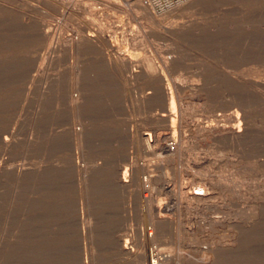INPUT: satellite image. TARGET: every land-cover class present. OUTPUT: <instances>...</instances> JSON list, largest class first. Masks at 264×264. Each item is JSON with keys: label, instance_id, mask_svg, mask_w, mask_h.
<instances>
[{"label": "rangeland", "instance_id": "rangeland-1", "mask_svg": "<svg viewBox=\"0 0 264 264\" xmlns=\"http://www.w3.org/2000/svg\"><path fill=\"white\" fill-rule=\"evenodd\" d=\"M101 31L136 67L74 46ZM162 90L187 141L177 164L138 142L173 130L159 122ZM77 143L88 172L65 184ZM1 160L0 264H137L124 247L140 252L149 233L159 264H264V0H0ZM195 189L205 200L181 204L176 191Z\"/></svg>", "mask_w": 264, "mask_h": 264}, {"label": "bare ground", "instance_id": "bare-ground-1", "mask_svg": "<svg viewBox=\"0 0 264 264\" xmlns=\"http://www.w3.org/2000/svg\"><path fill=\"white\" fill-rule=\"evenodd\" d=\"M97 1H102V2H105V3H108V4H112L114 3V0H97ZM198 3H206V2H209V0H197ZM74 46L80 50L81 48H85V47H91V46H95L97 48H99L102 52H106L105 50H111L108 49L110 46H109V42L106 40V38L104 37L103 35V31H101L99 33V35H94V34H89L88 36H84L83 38H81L79 41L76 40L74 42ZM115 49V48H114ZM108 53V52H107ZM106 53V54H107ZM105 54V55H106ZM132 57V56H130ZM135 58V56H133ZM106 58L108 59L109 61V64L110 65H116V66H120V67H124V68H132L135 66V60L132 59V58H129V56L127 57L126 55L124 54H120V53H113L110 51V53L108 55H106ZM152 63V62H151ZM150 62H146L144 64V68L146 69L147 72H151L153 71V69H155L153 67V64H151ZM136 67V66H135ZM132 70V69H131ZM156 70V69H155ZM134 71V70H133ZM79 72V71H78ZM78 74V73H77ZM135 74V73H134ZM183 92V91H182ZM170 94V95H169ZM176 94V93H175ZM185 95V94H184ZM162 103H163V106H162V114L159 116V122L162 123L163 125H166L168 124L170 121L173 123V126H172V129L171 130L170 128L166 127L164 128V133L163 134H145L144 137H142L141 139L139 138L138 139V142L142 141V143L145 145V147L149 150V151H152V152H158L160 155L164 156V158L166 160H168L169 162H174L176 163L178 160H180L186 153V150H187V141L180 136L177 135V130L175 128V124H176V119H177V114H176V108H175V99H174V96L175 95H171V93L168 92V90H162ZM79 98H75L74 95L71 97V102L73 104H76L79 102L78 100ZM152 99V98H151ZM82 110H80L81 112ZM80 120V119H79ZM172 131L174 132L173 134ZM159 133V132H158ZM53 134V133H52ZM81 131L75 129V132H74V136L75 137L74 139H76L75 141H79L81 139ZM138 135V134H137ZM134 138V137H133ZM133 140V139H132ZM67 141V140H65ZM81 141V140H80ZM83 143V142H82ZM189 143V142H188ZM76 145V157L74 156L72 159H68V161H66L62 166L61 168V174H62V177H63V180L65 181V184H66V181L67 179L70 177V175H68V173L70 172L69 170H73L74 174L78 175V178L80 175H84L87 171V169L81 164L80 162V157H79V153L78 151L80 150L79 148V145L78 143L75 144ZM83 146V145H82ZM82 149V148H81ZM84 150V149H83ZM156 153V154H158ZM153 154V153H151ZM154 155V154H153ZM163 158V159H164ZM82 159V158H81ZM164 159V160H165ZM62 160V159H61ZM0 182L7 176V164L6 162L3 160L0 161ZM166 163V162H165ZM177 164V163H176ZM44 168V166H43ZM49 168V166L47 167ZM56 168H59L60 167H56ZM39 169V168H38ZM42 169V168H40ZM46 169V168H44ZM143 169V168H142ZM147 169V168H145ZM43 170V169H42ZM41 170V171H42ZM139 170V169H138ZM137 170V171H138ZM40 171V170H39ZM38 171V172H39ZM44 171V170H43ZM134 171V170H133ZM132 171V172H133ZM136 171V172H137ZM9 172V171H8ZM45 172V171H44ZM129 172V171H128ZM28 173V171L26 170H19L16 172V177L17 179H23L24 177H26L25 175ZM40 173V172H39ZM145 172L143 171V174ZM42 174V173H41ZM127 174V172H126ZM43 175V174H42ZM49 175V174H48ZM86 175V174H85ZM146 175V174H145ZM39 176V175H38ZM58 177V176H57ZM114 177V176H113ZM142 172H139L137 173L136 177H135V181H134V186H137L139 187L138 190L140 189V192L138 191V196H141V200H143V203H146V204H153L156 200H154V198L150 195V194H147L148 192H151L149 191V189L151 188V184H152V181L151 179L148 177L146 179H143L142 178ZM157 177V176H156ZM37 178V177H35ZM111 178V177H110ZM118 178V177H117ZM131 178V177H130ZM80 179V178H79ZM155 179V178H154ZM59 180V179H58ZM116 180V178H115ZM121 180V179H120ZM63 181V182H64ZM83 181V180H82ZM118 181H119V178H118ZM124 183H129V181H127V179H124ZM40 182V181H38ZM42 182V181H41ZM62 182V181H61ZM43 183V182H42ZM118 184V183H117ZM45 185V184H44ZM47 185V184H46ZM156 185V183H155ZM157 185H160V183L158 182ZM162 185V184H161ZM48 186H51L50 184ZM163 186V185H162ZM132 187V186H131ZM204 187V186H203ZM67 188V187H66ZM155 188V186H154ZM154 190V189H153ZM169 190V189H168ZM177 190V189H176ZM175 192V191H174ZM177 193L180 194V198H181V204L185 203L187 206H189L190 208H193L195 207V205H198L200 204L201 202H203L205 200V191L204 190H197L195 189V191H193L192 193H189V194H186L185 192H183V190H181L180 192L176 191ZM175 192V193H176ZM152 194V193H151ZM155 197V196H154ZM159 204V203H158ZM159 207V206H158ZM70 209V208H69ZM157 209L154 211L156 213ZM160 211V209H159ZM161 213V212H160ZM47 214V213H46ZM45 214V215H46ZM49 214V213H48ZM65 216H64V220H63V229H64V237L66 236L67 239H68V246H70V248L72 247L73 245V240H72V236H73V217L72 215L74 214H71V212L69 210H67V213L65 212ZM41 215V214H40ZM44 215V216H45ZM79 217V216H77ZM155 217V216H154ZM166 217V216H165ZM48 218V217H47ZM46 218V219H47ZM81 219L77 218L76 219V223H75V226H77V228L79 227V235L81 237V240H86V222L85 220L83 219V211L81 209ZM160 219H163L162 217ZM48 220V219H47ZM172 220V219H171ZM49 222V220H48ZM154 222V221H153ZM164 222V219L161 220L160 222H158V226L159 225H162ZM197 222V221H196ZM204 223V222H203ZM156 224V225H157ZM41 225V223H40ZM54 228V227H53ZM51 228V229H53ZM41 230V229H40ZM54 230V229H53ZM163 231V230H162ZM54 232V231H52ZM52 232L50 234H52ZM55 233V232H54ZM53 233V234H54ZM49 234V235H50ZM52 234V235H53ZM160 234V233H159ZM50 235V236H52ZM77 235V233H76ZM48 236V235H47ZM49 236V237H50ZM65 237V238H66ZM79 237V238H80ZM52 238V237H50ZM122 238V237H121ZM49 239V238H48ZM82 241V243H83ZM140 242V241H139ZM155 242V235L153 233H149L148 236H146L145 238H143L142 240V243H141V247H140V252H136L135 250L133 249H130L128 251V246H125L124 247V250L127 251L128 253V256L131 257L132 259H134V261H136L137 264H159V263H162V257H159L157 255H155V252L154 250H150V246ZM84 245V244H83ZM134 248V247H133ZM45 249V248H44ZM54 249V248H53ZM51 249V250H53ZM72 249V248H71ZM1 253V252H0ZM3 253V251H2ZM87 252H85V260H86V263H87ZM3 255V254H2ZM75 256V255H74ZM1 257V256H0ZM167 259V257H165ZM2 259V258H1ZM74 258H72L73 260ZM76 259V258H75ZM74 259V260H75ZM78 259V258H77ZM82 259V258H81ZM165 259V260H166ZM164 260V261H165ZM81 261V260H80ZM79 262V261H78ZM169 262V261H168ZM180 264V263H179ZM185 264V263H184Z\"/></svg>", "mask_w": 264, "mask_h": 264}]
</instances>
